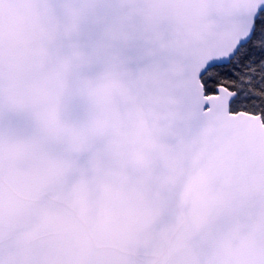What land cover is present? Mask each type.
Returning <instances> with one entry per match:
<instances>
[{"label":"snow or ice","instance_id":"snow-or-ice-1","mask_svg":"<svg viewBox=\"0 0 264 264\" xmlns=\"http://www.w3.org/2000/svg\"><path fill=\"white\" fill-rule=\"evenodd\" d=\"M0 264H264V0H0Z\"/></svg>","mask_w":264,"mask_h":264}]
</instances>
